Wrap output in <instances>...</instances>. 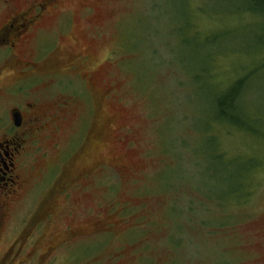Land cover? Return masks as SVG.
<instances>
[{
	"label": "rangeland",
	"instance_id": "1",
	"mask_svg": "<svg viewBox=\"0 0 264 264\" xmlns=\"http://www.w3.org/2000/svg\"><path fill=\"white\" fill-rule=\"evenodd\" d=\"M89 2L94 19L71 5L74 28L46 29L63 50L90 52L82 67L95 79L90 92L71 80L56 86L76 102L49 165L87 136L72 172L94 173L53 197L29 264H264V15L255 1ZM244 78L241 101L226 107L241 124L220 119L215 99ZM215 156L243 170L239 182ZM30 207L17 209L16 233Z\"/></svg>",
	"mask_w": 264,
	"mask_h": 264
},
{
	"label": "flooded vegetation",
	"instance_id": "2",
	"mask_svg": "<svg viewBox=\"0 0 264 264\" xmlns=\"http://www.w3.org/2000/svg\"><path fill=\"white\" fill-rule=\"evenodd\" d=\"M89 1L0 0V264L34 260L39 254L37 236L44 235L52 219L53 197L71 196L94 173V169L72 172L87 136L72 143L56 169L49 165L50 149L59 147L54 144L55 135L72 119L76 102L55 92L56 86L71 80L77 93L84 83L90 92L95 90V79L82 67L90 52L63 50L58 34L48 37L46 29L74 28L71 5L94 19ZM68 35L73 43L78 41L72 31ZM38 192L45 193L39 203ZM30 200L29 217L16 233L13 218L20 205L30 204ZM103 226L97 230L106 231ZM67 229L69 235H77L76 229ZM10 232L13 237L6 243ZM66 244L48 247L41 260L50 262Z\"/></svg>",
	"mask_w": 264,
	"mask_h": 264
},
{
	"label": "trees",
	"instance_id": "3",
	"mask_svg": "<svg viewBox=\"0 0 264 264\" xmlns=\"http://www.w3.org/2000/svg\"><path fill=\"white\" fill-rule=\"evenodd\" d=\"M254 1H255L254 7H253L254 13L264 15V0H254ZM247 80L248 79H246V78H244V80H240V82H238V85H236L234 88L231 89V93L224 95L223 97H218L215 99V101H217L216 104H217V108L219 109V118L220 119H228L232 122H235L236 124H241V123H239L240 121L238 120V117H235L234 113L233 114L229 113V111H227L226 107L231 108V105L233 106L231 109H234L235 107H237V106H234V102H240L241 101V99H242L241 93H242V90H244L246 88L245 85H246ZM215 160H218L219 164L222 166V168L218 167V170H222V172L225 173V176L228 177V181L231 182L230 184L239 182V180L243 177V175H242L243 170L242 169L239 171H236L235 169H234V171H230L229 169L232 166L223 165V163L221 162L220 156H215ZM248 193L249 192H246V194H248ZM216 205H217V208H220L218 203Z\"/></svg>",
	"mask_w": 264,
	"mask_h": 264
}]
</instances>
